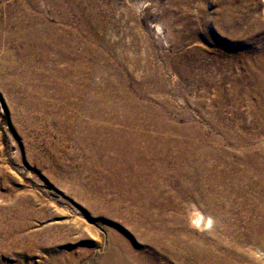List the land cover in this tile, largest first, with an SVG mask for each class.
<instances>
[{"label": "rangeland", "instance_id": "obj_1", "mask_svg": "<svg viewBox=\"0 0 264 264\" xmlns=\"http://www.w3.org/2000/svg\"><path fill=\"white\" fill-rule=\"evenodd\" d=\"M222 10L218 0H0V264H224L227 246L239 248L234 264H264L253 249L264 254V227L249 238L264 221L262 41H236L264 38V0L228 2L237 29ZM253 22L262 33L248 36ZM197 128L239 160L229 170L240 193L231 178L213 184L225 192L219 211L192 199L212 184L204 176L196 190L172 153ZM198 210L210 226L195 224ZM177 234L214 249L175 252Z\"/></svg>", "mask_w": 264, "mask_h": 264}, {"label": "bare ground", "instance_id": "obj_2", "mask_svg": "<svg viewBox=\"0 0 264 264\" xmlns=\"http://www.w3.org/2000/svg\"><path fill=\"white\" fill-rule=\"evenodd\" d=\"M219 4H221V8H223L222 12L223 14L221 15V18L223 23L226 26H232V28H238L240 21L239 18H237L236 16H234L232 13H225V8L227 7V4L230 0H218ZM232 14V15H231ZM242 22V21H241ZM222 23V22H221ZM215 27V28H214ZM213 29L215 31L216 30V26L214 25ZM262 26L260 25L259 22H253L250 25H248L246 27V30L249 31L248 36H252V35H256L259 33H262L263 28H261ZM218 28V27H217ZM229 33V32H228ZM227 33V34H228ZM259 39V38H258ZM236 40V39H235ZM252 40V39H251ZM254 40V38H253ZM236 41H239L241 44L243 45H249V46H253V43H259L260 41H262L259 45V50L262 51L259 53L258 58V68L259 70L257 71L258 75H257V79H258V87H259V97L257 100V104H258V112L257 115L258 117H262L264 122V38L263 39H259L257 42L253 41V42H249L247 40L244 39H238ZM263 43V46H262ZM257 51V49H256ZM255 94V93H254ZM255 96V95H254ZM257 119V118H256ZM156 124H162L160 122H157ZM157 130H167L169 129L167 126L165 125H158L157 126ZM185 130V129H184ZM136 131H128V137H130L129 139H131V136L134 138H139V139H143V140H148L149 142L151 141H155L157 136H154V133L152 134H133ZM184 132V131H183ZM187 134V135H186ZM170 135V134H169ZM183 135H186L188 137H184L182 136V140L181 141H177L175 147V150L172 151L175 159L177 160V167L180 168L181 171H185L186 175L191 177L194 181V187L196 190H199L200 186L202 187L203 185V181L206 182V178L208 180V182H210L212 185L209 190L207 191V193L205 191H203L204 193L201 194L198 193L197 191H192L191 190V194H192V199L198 203L201 206L207 207L209 210L214 211H219L217 208V199H219L220 197L222 198V196L224 195V190H220L219 188H217V186H214L213 184H217V185H224L227 186L228 184V180L229 178H231L232 180V184L231 187L235 192L240 193L241 190V186H240V179L241 173H238L236 170L234 171H230L229 169H237V164L239 162V160H230L228 158L225 157V151L223 152L222 155L217 154L216 150H215V146H210L208 143H205L203 141H201V137L202 133L200 132V130L195 129L193 130V133L190 135L187 132H184ZM190 136V137H189ZM161 139V138H160ZM139 142H134L133 146L135 148L138 147ZM240 153V152H239ZM239 156V158H241V160H254L255 159V155L253 154H249L248 156H242V153L240 154H235V156ZM131 158H133V156L131 155ZM130 161V159H129ZM132 162V160L130 161V163ZM219 165V166H218ZM230 167H227V166ZM219 168L214 170V174L212 175V170L214 168ZM162 168V167H161ZM207 169V174L203 175V169ZM205 176V177H204ZM213 176V177H211ZM202 177H204V180L202 181ZM212 179V180H211ZM201 181V182H199ZM250 181V180H249ZM251 182V181H250ZM262 184H264V182H262ZM229 186V185H228ZM264 186V185H263ZM199 187V188H197ZM221 213V212H220ZM221 216L218 215V218L220 219ZM222 220V218L220 219ZM194 222L195 224H197L198 226H205L208 227L212 224L213 220L210 216L204 215L201 213L200 210H198L195 215H194ZM259 226H263L264 227V221H261L259 223H255L253 225V227L250 229L249 231V238L252 241H255V231L257 232ZM181 237H183L180 234L175 235V237H172L169 241H167L168 243V247H170L171 250H176L175 252H179L178 248L179 247H184L186 246L187 248L191 249L192 254H195L196 256H200V255H204V254H210L212 253V250L214 249L213 246H203L200 245L201 242H198L195 238L192 239H187L185 242H182ZM186 239V238H185ZM236 249L239 250V248L237 247H230L227 246L226 248V252L231 253V254H227L229 256V258H227L225 261H223L224 264H234L233 263V254L235 253H239L238 251H236ZM254 251L256 252V254H260L261 258H264V254H261L260 250H256L257 248H253ZM182 251V250H181ZM243 254H245L243 256ZM259 255V256H260ZM202 258V257H201ZM250 256L246 253L243 252L240 255V259L245 260V259H249ZM252 264H256L255 262H253Z\"/></svg>", "mask_w": 264, "mask_h": 264}]
</instances>
